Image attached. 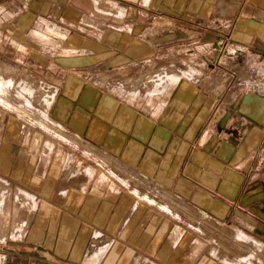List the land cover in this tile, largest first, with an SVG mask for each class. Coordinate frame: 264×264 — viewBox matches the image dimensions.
Returning <instances> with one entry per match:
<instances>
[{"label":"crops","instance_id":"0c3cea01","mask_svg":"<svg viewBox=\"0 0 264 264\" xmlns=\"http://www.w3.org/2000/svg\"><path fill=\"white\" fill-rule=\"evenodd\" d=\"M4 3L54 43L36 114L0 76V264H264V92L216 65L264 64V0Z\"/></svg>","mask_w":264,"mask_h":264},{"label":"rangeland","instance_id":"374dc122","mask_svg":"<svg viewBox=\"0 0 264 264\" xmlns=\"http://www.w3.org/2000/svg\"><path fill=\"white\" fill-rule=\"evenodd\" d=\"M5 0H0V5L5 6ZM5 16L0 13V76L5 80L11 78L12 84L9 88L10 95L21 94V98L28 103L27 107L21 106L9 101L5 97H0L3 105L20 106L26 109L30 114H36L42 106V97L44 91L39 87L42 84H53L52 81L44 76L49 72L47 68L42 67L36 56L41 55V48L38 43L46 41V51H50L49 47L53 45V33H44L47 37L41 39L42 35L32 34L30 37V48H25L22 52L16 50L9 45V32L3 28L5 26ZM225 33H222L224 36ZM202 36V35H201ZM227 37V35H225ZM224 40V39H222ZM225 44V43H223ZM204 49L201 48V53ZM202 55V54H201ZM222 59L219 64L220 74L217 80L224 81L223 84L230 81L243 91L264 92V64L260 61V57L256 51L252 49H237L227 47L221 49ZM51 71V70H50ZM223 79V80H222ZM28 90V91H27Z\"/></svg>","mask_w":264,"mask_h":264},{"label":"bare ground","instance_id":"6f19581e","mask_svg":"<svg viewBox=\"0 0 264 264\" xmlns=\"http://www.w3.org/2000/svg\"><path fill=\"white\" fill-rule=\"evenodd\" d=\"M1 87V86H0Z\"/></svg>","mask_w":264,"mask_h":264}]
</instances>
